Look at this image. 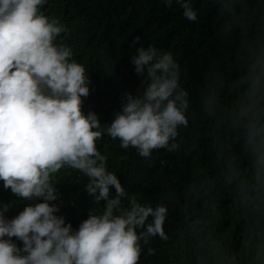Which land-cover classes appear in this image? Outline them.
<instances>
[{"label":"clouds","instance_id":"1","mask_svg":"<svg viewBox=\"0 0 264 264\" xmlns=\"http://www.w3.org/2000/svg\"><path fill=\"white\" fill-rule=\"evenodd\" d=\"M162 2L189 22L209 18L220 53L192 84L173 51L135 47L139 87L102 126L83 110L90 75L63 42L64 23L42 10L48 0H0V189L10 193L0 198V264H141L173 226L176 264H264V0ZM198 128L206 159L161 171L155 201L130 194L97 147L107 135L146 160L187 156ZM62 170L86 177L82 190L103 202L76 227L60 214Z\"/></svg>","mask_w":264,"mask_h":264},{"label":"trees","instance_id":"2","mask_svg":"<svg viewBox=\"0 0 264 264\" xmlns=\"http://www.w3.org/2000/svg\"><path fill=\"white\" fill-rule=\"evenodd\" d=\"M42 10L66 26L63 42L72 48L77 61L85 65L91 79L83 110L99 114L102 126L119 110L122 92L135 93L139 87V79L129 62L135 47L152 43L173 51L187 69L192 84L199 81L209 60L220 53L221 46L213 38L209 18L189 22L176 6L167 8L162 0H48ZM134 37H140L138 45H131ZM111 66H114L113 73L106 75ZM186 139L185 148L196 145L187 156L161 151L154 153L150 160L139 157L133 148L121 149L119 141L107 135L97 141V147L108 156L109 170L119 175L130 194H142L155 201L159 195L156 179L161 171L169 173L189 168L198 152L206 159L203 129H193ZM58 180L63 193L60 214L74 227L86 218L88 210H102L103 202L94 204L81 188L87 182L86 177L62 170ZM9 195L0 189V198L6 199ZM15 214V210L9 213ZM232 225L231 205L225 203L221 208V228L227 230ZM168 231V241L159 238L150 241L148 246L155 249V255L142 256L141 264H176L179 237L174 226Z\"/></svg>","mask_w":264,"mask_h":264}]
</instances>
